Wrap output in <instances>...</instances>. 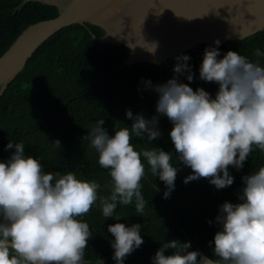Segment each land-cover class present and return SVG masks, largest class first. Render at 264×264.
Masks as SVG:
<instances>
[{
	"label": "clouds",
	"instance_id": "obj_1",
	"mask_svg": "<svg viewBox=\"0 0 264 264\" xmlns=\"http://www.w3.org/2000/svg\"><path fill=\"white\" fill-rule=\"evenodd\" d=\"M157 47L152 43L146 49L154 53ZM253 55L264 57V52L255 49ZM175 59L174 75L165 83L145 81L158 95L155 115L145 118L126 110L131 126L114 125L111 135L100 118L82 138L98 153V164L108 170L107 195L98 194L101 185L96 181L78 178L72 170L44 171L37 158L25 154L23 143L8 142L6 149L14 151L0 161V264H87L85 250L93 235L80 217L97 202L105 218L118 221L117 206L133 202L135 211L143 214L141 181L146 164L165 184L163 195L168 198L179 165L191 169L184 183L204 178L224 189L234 183L229 166L239 170L254 149L264 152V64L233 50L221 57L218 47H206L199 78L218 85L213 96L202 87L190 86L194 79L187 63L190 56L180 54ZM182 75L189 83L179 79ZM160 115L171 122L175 155L156 146L137 150L132 142L133 133L149 142L158 139ZM53 143L60 147L58 140ZM241 180L238 202L225 201L218 207L210 256L192 250L188 241L172 239L156 250L152 264H264V166ZM108 231L114 237L116 264H123L144 242L140 223L116 222L108 225Z\"/></svg>",
	"mask_w": 264,
	"mask_h": 264
},
{
	"label": "trees",
	"instance_id": "obj_2",
	"mask_svg": "<svg viewBox=\"0 0 264 264\" xmlns=\"http://www.w3.org/2000/svg\"><path fill=\"white\" fill-rule=\"evenodd\" d=\"M20 1L0 0V55L27 25L53 18L57 13L52 5L27 1L10 15ZM209 46L218 47L221 57L227 50H233L264 64V57L253 55L255 49L264 52V27L242 39L220 42L218 46L200 44L180 53L191 58L187 62L194 74L190 86L194 90L202 87L214 96L218 85L199 78L203 52ZM127 52V47L93 40L84 27L75 24L61 27L41 42L0 95V161H6L14 151L6 149L9 141L23 143L25 154L37 158L44 171L72 170L78 178L96 181L101 185L98 194L107 195L111 185L108 170L98 164V153L82 138L89 125L100 118L111 135L114 125L131 126L133 121L125 116L126 110L145 118L155 115L158 95L146 87L145 81L165 83L174 75L175 58L180 55L160 64L121 66ZM179 79L189 83L183 75ZM158 127L161 136L152 142L146 136L137 137L133 133L135 148L156 146L175 155L169 136L171 122L160 115ZM57 140L60 147L53 143ZM260 166H264V152L254 149L243 168L229 166L234 183L216 189L204 178L184 183L191 169L179 165L174 190L165 198V184L151 174L146 164V175L141 181L146 201L143 214L135 211L133 202L117 206L114 215L121 217L118 221L105 218L97 202L89 213L80 217L89 224L93 235L88 241L85 259L116 264L111 246L114 237L108 231V225L116 222L126 226L140 223L144 241L123 264H152L156 250L172 239L188 241L192 250L210 256V242L218 229L215 223L218 207L225 201L238 202L241 177ZM209 220L213 221L211 225Z\"/></svg>",
	"mask_w": 264,
	"mask_h": 264
},
{
	"label": "water",
	"instance_id": "obj_3",
	"mask_svg": "<svg viewBox=\"0 0 264 264\" xmlns=\"http://www.w3.org/2000/svg\"><path fill=\"white\" fill-rule=\"evenodd\" d=\"M27 1L52 5L57 13L27 25L1 53L0 95L37 46L70 24L97 42L127 47L121 66L160 64L200 44L242 39L264 27V0H21L10 15ZM152 43L158 45L154 53L146 49Z\"/></svg>",
	"mask_w": 264,
	"mask_h": 264
}]
</instances>
